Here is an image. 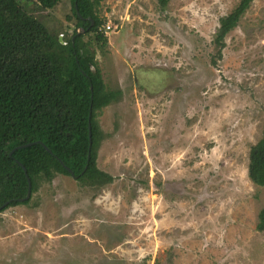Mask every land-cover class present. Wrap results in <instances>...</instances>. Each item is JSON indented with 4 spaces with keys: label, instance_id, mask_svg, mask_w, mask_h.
Masks as SVG:
<instances>
[{
    "label": "rangeland",
    "instance_id": "1",
    "mask_svg": "<svg viewBox=\"0 0 264 264\" xmlns=\"http://www.w3.org/2000/svg\"><path fill=\"white\" fill-rule=\"evenodd\" d=\"M241 0H101L90 42L118 101L98 118L101 188L58 175L0 212V264H264V187L248 175L264 127V0L225 37ZM22 4L71 35V0ZM80 31V30H79ZM82 32V31H81Z\"/></svg>",
    "mask_w": 264,
    "mask_h": 264
},
{
    "label": "trees",
    "instance_id": "2",
    "mask_svg": "<svg viewBox=\"0 0 264 264\" xmlns=\"http://www.w3.org/2000/svg\"><path fill=\"white\" fill-rule=\"evenodd\" d=\"M21 1L0 0V207L5 206L0 212L30 205L42 184L58 175L93 188L114 181L98 167L103 140L98 118L122 93L107 88L91 44L83 40L93 34L101 46L108 45L97 12L101 0H71L76 25L68 37L50 30ZM61 1L37 0L48 10ZM158 1L165 8L170 0ZM254 1L241 0L220 20L218 56L226 46L225 37ZM27 144L32 146L13 152ZM248 175L256 186L264 187V127L250 151ZM27 176L32 185L29 199ZM257 230L264 232V208Z\"/></svg>",
    "mask_w": 264,
    "mask_h": 264
},
{
    "label": "water",
    "instance_id": "3",
    "mask_svg": "<svg viewBox=\"0 0 264 264\" xmlns=\"http://www.w3.org/2000/svg\"><path fill=\"white\" fill-rule=\"evenodd\" d=\"M82 30H80L79 32H81ZM90 141L92 142V134H91V131H90ZM42 144V143H41ZM29 146H32V144H27V145H23V146H20V147H17L13 150V152H15L16 150H19V149H22V148H25V147H29ZM13 152L11 153V155L13 154ZM26 172V170H25ZM71 174L73 175V173L71 172ZM28 178V181H29V191H28V194H27V197L26 199H29L31 197V193H32V185H31V181H30V178L27 176ZM5 207V206H4ZM2 207V208H4ZM0 207V210L2 209Z\"/></svg>",
    "mask_w": 264,
    "mask_h": 264
},
{
    "label": "built area",
    "instance_id": "4",
    "mask_svg": "<svg viewBox=\"0 0 264 264\" xmlns=\"http://www.w3.org/2000/svg\"><path fill=\"white\" fill-rule=\"evenodd\" d=\"M112 26L110 24H108L106 27H105V34H108L109 31L112 30Z\"/></svg>",
    "mask_w": 264,
    "mask_h": 264
}]
</instances>
